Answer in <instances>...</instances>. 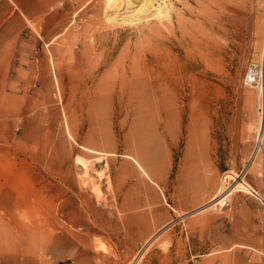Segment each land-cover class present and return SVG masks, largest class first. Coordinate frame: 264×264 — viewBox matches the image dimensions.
<instances>
[{"label": "rangeland", "instance_id": "1", "mask_svg": "<svg viewBox=\"0 0 264 264\" xmlns=\"http://www.w3.org/2000/svg\"><path fill=\"white\" fill-rule=\"evenodd\" d=\"M181 2L0 0V264H264V0Z\"/></svg>", "mask_w": 264, "mask_h": 264}, {"label": "bare ground", "instance_id": "2", "mask_svg": "<svg viewBox=\"0 0 264 264\" xmlns=\"http://www.w3.org/2000/svg\"><path fill=\"white\" fill-rule=\"evenodd\" d=\"M182 1H185V0H182ZM179 2H181V0H179ZM123 10H125V11L122 12ZM105 11H106V20L109 22L119 23V25H120V23L133 24V23L140 22L141 20H144V19H146V20L156 19L162 23L164 21H170L172 19V16L174 14L173 12L175 11V5L173 4V2H170L168 0H106ZM178 13H180V12L178 11ZM178 15H180V14H178ZM182 35H186L185 38L188 39L187 40L188 41L187 46L192 45L191 48H196L199 45V44H196V41L192 42V40H190V39H193V36H192V32H190L189 30H183ZM200 41H199V43H200ZM210 44H212V43L210 42L209 46H210ZM200 45L202 46V44H200ZM206 45H208V42H207V44H205V46ZM178 46H179V44H178ZM219 48H220V44H219ZM208 49L210 50L211 48H208ZM217 50H219V49H217ZM261 55H262V60L264 62V45H263V50H262ZM263 62H262V65H263ZM247 80L251 86L258 88L259 119H258V126H257V136L259 137L258 139H260L261 142L263 143L264 142V66H263V69H261L258 72L257 71L255 72V70H252V72H250L248 74ZM97 159H100V158H97ZM77 163L82 165V167L84 168L83 174L87 178V175H89L90 166H92V165L90 164V162H88V161L86 162L82 157H79V156L77 157ZM88 163L90 164V166ZM92 170H93V168H92ZM99 173H101V172H98L97 174H99ZM228 176H233L234 179H236V177L234 176V174L232 172L226 171L223 174V176L221 177L222 182H225L226 178ZM92 187H94V188H92V190L94 189V191L96 193L99 192V188H98L97 184L92 186ZM237 187L240 190L248 191L252 194H257L256 191H254L252 188H250L247 185V183L245 182L244 179H240L238 181ZM214 198H216V197H214Z\"/></svg>", "mask_w": 264, "mask_h": 264}, {"label": "built area", "instance_id": "3", "mask_svg": "<svg viewBox=\"0 0 264 264\" xmlns=\"http://www.w3.org/2000/svg\"><path fill=\"white\" fill-rule=\"evenodd\" d=\"M168 1L174 2L175 0H168Z\"/></svg>", "mask_w": 264, "mask_h": 264}]
</instances>
